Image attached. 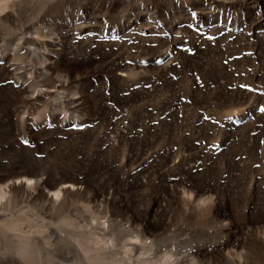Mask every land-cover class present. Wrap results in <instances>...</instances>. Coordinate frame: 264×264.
<instances>
[{
	"label": "rangeland",
	"instance_id": "374dc122",
	"mask_svg": "<svg viewBox=\"0 0 264 264\" xmlns=\"http://www.w3.org/2000/svg\"><path fill=\"white\" fill-rule=\"evenodd\" d=\"M0 264H264V0H0Z\"/></svg>",
	"mask_w": 264,
	"mask_h": 264
},
{
	"label": "snow or ice",
	"instance_id": "6c2138e0",
	"mask_svg": "<svg viewBox=\"0 0 264 264\" xmlns=\"http://www.w3.org/2000/svg\"><path fill=\"white\" fill-rule=\"evenodd\" d=\"M27 183H28L29 185H31V184L34 183V181L29 180V181H27ZM202 203H203V202H202Z\"/></svg>",
	"mask_w": 264,
	"mask_h": 264
}]
</instances>
